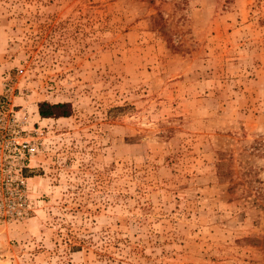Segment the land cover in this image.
I'll use <instances>...</instances> for the list:
<instances>
[{"label": "rangeland", "instance_id": "obj_1", "mask_svg": "<svg viewBox=\"0 0 264 264\" xmlns=\"http://www.w3.org/2000/svg\"><path fill=\"white\" fill-rule=\"evenodd\" d=\"M5 83L0 264H264V0H0Z\"/></svg>", "mask_w": 264, "mask_h": 264}, {"label": "trees", "instance_id": "obj_2", "mask_svg": "<svg viewBox=\"0 0 264 264\" xmlns=\"http://www.w3.org/2000/svg\"><path fill=\"white\" fill-rule=\"evenodd\" d=\"M38 114L43 119L68 117L71 114V106L66 103L49 104L42 102L38 105Z\"/></svg>", "mask_w": 264, "mask_h": 264}, {"label": "built area", "instance_id": "obj_3", "mask_svg": "<svg viewBox=\"0 0 264 264\" xmlns=\"http://www.w3.org/2000/svg\"><path fill=\"white\" fill-rule=\"evenodd\" d=\"M9 85L7 83L4 84V92L0 94V119L5 116L9 101ZM1 123L4 122V120H0Z\"/></svg>", "mask_w": 264, "mask_h": 264}]
</instances>
